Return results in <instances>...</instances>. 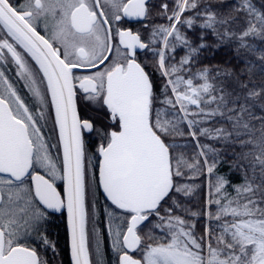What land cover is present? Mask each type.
Segmentation results:
<instances>
[{
    "label": "snow or ice",
    "instance_id": "6c2138e0",
    "mask_svg": "<svg viewBox=\"0 0 264 264\" xmlns=\"http://www.w3.org/2000/svg\"><path fill=\"white\" fill-rule=\"evenodd\" d=\"M125 17L151 20L148 38ZM221 47L235 64L197 67ZM185 130L191 161L174 143ZM98 191L119 216L116 264H264V0H0V264H47L25 238L63 210L72 264H95Z\"/></svg>",
    "mask_w": 264,
    "mask_h": 264
},
{
    "label": "trees",
    "instance_id": "16d2710c",
    "mask_svg": "<svg viewBox=\"0 0 264 264\" xmlns=\"http://www.w3.org/2000/svg\"><path fill=\"white\" fill-rule=\"evenodd\" d=\"M254 2L257 4V6L260 5V0H254ZM182 54L183 53H178V56ZM229 62L235 64V61L232 60L231 49L227 47H221L219 49L209 48L203 50L200 53L197 67L225 66L228 65ZM155 79L157 80V83H159L158 76L155 77ZM174 143L180 146L177 148V152L182 153L185 158L189 159L190 161L196 158V153L198 151L196 141L187 135L186 130L184 136L175 137ZM201 143H210V141L201 137ZM225 168L226 165L223 166L221 170L223 171ZM188 175L191 176L192 173L189 172ZM187 183L195 184L198 187L190 197L185 198V206L189 208L192 212H199L204 207L206 195L208 192L206 177L201 175L197 178L187 180ZM95 202L97 206H100L101 200L96 199ZM107 205L114 211L113 207H111L109 204ZM50 223L51 225H55L56 227L55 229L54 228L52 229L53 235L50 234L49 232L46 233L47 230H49ZM97 223H98V227L103 231L104 225H103L102 214L97 215ZM203 228H204V220L199 219L197 221V232L202 233ZM41 235L46 236L50 244L54 245V249L51 246H46L44 243H42ZM41 235H37L36 233H30L25 238V243L35 248L38 255L43 260H45L47 264H70L68 258L67 235H66L64 217L61 215L58 216L55 220L52 218L47 219V222L44 223L43 225ZM136 253H134L135 256H137ZM105 257L108 260H111L110 258H108V255H106V253H105ZM113 259H114V264H116L115 255Z\"/></svg>",
    "mask_w": 264,
    "mask_h": 264
},
{
    "label": "flooded vegetation",
    "instance_id": "af4514ba",
    "mask_svg": "<svg viewBox=\"0 0 264 264\" xmlns=\"http://www.w3.org/2000/svg\"><path fill=\"white\" fill-rule=\"evenodd\" d=\"M24 2H25V0H12V3L13 4H18V3L22 4ZM151 2L155 4V3H159V0H151ZM153 16H155V12H153ZM151 22H152L151 20L150 21H141V20H137L135 18H127V17H125V18H123L120 21V27H122L124 29H130L133 32H139L141 34L142 38L147 39L148 36H149V32H148V30L145 29V23H151ZM163 22L164 21L159 20V19H156L155 20V23H163ZM138 57H139V59H140V61L142 63H145V64H148L149 65V68H148L149 71H152L153 70L151 68V64H152L153 60H152V57H151L150 54L145 55L144 53L140 52V53H138ZM9 67H11V66H9ZM101 67H103V66H101ZM86 71L87 70H82L81 71V74H85ZM90 71H95V70H90ZM7 74L12 79H16V77H15V70L14 69H11L10 71H8ZM21 86H22V83L18 82L17 83V87H21ZM80 110H81V115L82 116L96 115L94 112H92L91 108L85 106L83 103L80 104ZM47 130L49 131V135L52 138L51 139V143L55 144L56 143V134L51 132V122H49ZM86 140H87L88 155L89 156H92L96 152V148H97V143L98 142H97L96 138H94V137H88V138H86ZM52 152H53V154L55 156L56 149H52ZM97 159L98 158H94L93 159V163H96L97 162ZM57 186H58V190L59 191H62V182L57 181ZM95 199L101 200L100 204L103 205V207L108 206L107 204L110 205V203L108 201H106V199L104 198V196L102 195V193L99 192V191H98L97 196L95 197ZM102 201H105L106 203L105 202H102ZM97 212L98 213H101L100 212V207L99 208L97 207ZM61 215L64 217V212L63 211H61L60 213H52L47 219H51L52 218V219L55 220L58 216H61ZM64 222H65V219H64ZM53 228L54 229L56 228L55 225H51V223H50L49 230H47L46 233L49 232L50 234L53 235V231H52ZM137 258H139V257L137 256Z\"/></svg>",
    "mask_w": 264,
    "mask_h": 264
},
{
    "label": "rangeland",
    "instance_id": "374dc122",
    "mask_svg": "<svg viewBox=\"0 0 264 264\" xmlns=\"http://www.w3.org/2000/svg\"><path fill=\"white\" fill-rule=\"evenodd\" d=\"M96 199H94L92 201V203L95 205V208L93 210V215L92 218L89 221L88 224V230L90 233H92L93 229L95 230V234L99 240V255H96L95 253V243L91 242V250L93 252V260L95 261V264H114V255L116 256L115 251L112 248V236L108 231L109 228V224L110 221L115 224V223H119V216H117V218L115 220H112V218H110L108 216V212L109 211H113L111 208H109L108 206L103 207V205L100 204V206L96 205ZM97 207H100V212H97ZM104 209V210H103ZM98 214H102L103 217V231L98 227V223H97V215ZM101 233V235H100ZM105 253L106 255H108V258H110L111 260H108L105 257ZM141 255L140 252L137 253V256L139 257ZM117 258V257H116Z\"/></svg>",
    "mask_w": 264,
    "mask_h": 264
},
{
    "label": "water",
    "instance_id": "95a60500",
    "mask_svg": "<svg viewBox=\"0 0 264 264\" xmlns=\"http://www.w3.org/2000/svg\"><path fill=\"white\" fill-rule=\"evenodd\" d=\"M62 188H63V184H62ZM63 212H64L65 228H66V235H67L68 258H69V263L72 264V259H71V236H70V231L68 229V224H67V212H66V210H63ZM54 213H60V212H54Z\"/></svg>",
    "mask_w": 264,
    "mask_h": 264
}]
</instances>
